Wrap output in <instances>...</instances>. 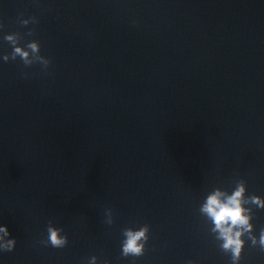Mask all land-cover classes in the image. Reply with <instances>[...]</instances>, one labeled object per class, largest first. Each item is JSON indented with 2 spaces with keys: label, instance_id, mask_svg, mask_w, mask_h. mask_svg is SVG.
I'll return each mask as SVG.
<instances>
[{
  "label": "water",
  "instance_id": "95a60500",
  "mask_svg": "<svg viewBox=\"0 0 264 264\" xmlns=\"http://www.w3.org/2000/svg\"><path fill=\"white\" fill-rule=\"evenodd\" d=\"M0 24V226L17 241L0 264H232L200 208L240 180L264 199V0H0ZM14 33L47 70L3 60ZM241 206L258 240L264 209ZM49 221L66 247L41 243ZM145 225L144 255L123 257ZM242 239L239 264H264Z\"/></svg>",
  "mask_w": 264,
  "mask_h": 264
},
{
  "label": "clouds",
  "instance_id": "9594fccd",
  "mask_svg": "<svg viewBox=\"0 0 264 264\" xmlns=\"http://www.w3.org/2000/svg\"><path fill=\"white\" fill-rule=\"evenodd\" d=\"M23 26L37 24L36 17L31 19H21L19 21ZM4 27L0 24V29ZM34 30H31L27 35H34ZM4 39L12 46L13 52L11 56L4 55L3 60L15 61L19 57L26 67L33 64H40L45 70L50 67L51 61L40 54V44L38 41L27 43L25 47L18 46L23 37L19 33L6 35ZM27 49V50H26ZM246 186L243 180L237 182L236 189L230 196H225L224 193L216 191L208 196L206 202L200 208L201 213L206 214L214 223L213 232H217V239L222 241L220 247L225 253H231L232 264H239L242 258V251L245 246V240L242 239L247 235L251 240L253 246L259 244L260 248L264 250V229H261L259 239L253 235V224L250 220L253 218L252 209L242 207L244 204L256 205L259 209H264V199L259 196H250L245 198ZM224 197L222 200L221 197ZM106 223L111 225L113 223L112 211L109 209L106 212ZM62 228L52 226L49 221L47 227V239L41 243L47 247L51 245L53 248L62 249L68 244L67 235H62ZM150 228L145 225L138 230L127 228L123 230L125 239L122 241V256L127 257H141L145 253V245L149 240ZM11 233L6 226H0V250L4 252H12L16 247V239L9 238ZM89 264H97V258L91 257ZM105 264H108L106 261Z\"/></svg>",
  "mask_w": 264,
  "mask_h": 264
}]
</instances>
